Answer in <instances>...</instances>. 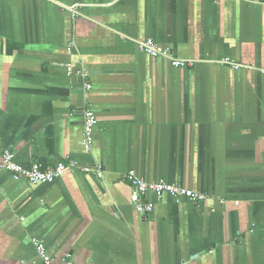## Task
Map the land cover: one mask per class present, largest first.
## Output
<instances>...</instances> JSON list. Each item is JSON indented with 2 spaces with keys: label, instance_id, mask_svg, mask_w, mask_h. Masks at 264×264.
Masks as SVG:
<instances>
[{
  "label": "crops",
  "instance_id": "obj_1",
  "mask_svg": "<svg viewBox=\"0 0 264 264\" xmlns=\"http://www.w3.org/2000/svg\"><path fill=\"white\" fill-rule=\"evenodd\" d=\"M148 38L194 65L140 52ZM4 149L102 176L30 184L1 170L0 264H43L34 238L50 264H264V0H0ZM129 170L206 198L149 192L141 214Z\"/></svg>",
  "mask_w": 264,
  "mask_h": 264
},
{
  "label": "built area",
  "instance_id": "obj_2",
  "mask_svg": "<svg viewBox=\"0 0 264 264\" xmlns=\"http://www.w3.org/2000/svg\"><path fill=\"white\" fill-rule=\"evenodd\" d=\"M137 48L140 52L151 57L166 58L174 67H191L194 65V60L183 59L173 56L170 49L159 45L154 40L148 38L137 42ZM68 53L72 52V44L67 48ZM220 64H228L234 69H240L246 66L229 58H222L218 61ZM75 68L73 63L66 64V72L69 75L75 74L83 81V88L88 91L91 89V84L86 80L89 72L82 65ZM84 122L81 143L86 151H90L93 141V129L97 123V118L94 110L91 107H84L83 110ZM8 171L14 179H26L30 184L50 183L60 177L66 170H79L84 173L95 171L100 177L102 176L101 166H90L80 163L74 158L61 160L55 164L44 165L39 162H30L22 164L15 159V154L10 149H4L0 158V171ZM124 178L128 181L131 187L130 200L135 209L141 214H148L153 210V203L144 199V196L153 192L157 198L163 195H170L174 198H189L194 202H200L206 198V195L185 188L178 183H169L163 179L157 181H145L137 175L134 170H129L124 174ZM32 244L43 264H50V256L47 254L45 245L40 239H32Z\"/></svg>",
  "mask_w": 264,
  "mask_h": 264
},
{
  "label": "water",
  "instance_id": "obj_3",
  "mask_svg": "<svg viewBox=\"0 0 264 264\" xmlns=\"http://www.w3.org/2000/svg\"><path fill=\"white\" fill-rule=\"evenodd\" d=\"M55 3L58 4V5H60V6H62V7L68 8L65 5L61 4V3H57L56 1H55Z\"/></svg>",
  "mask_w": 264,
  "mask_h": 264
}]
</instances>
